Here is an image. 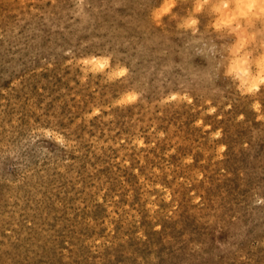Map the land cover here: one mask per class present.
I'll return each instance as SVG.
<instances>
[{
  "label": "rangeland",
  "instance_id": "rangeland-1",
  "mask_svg": "<svg viewBox=\"0 0 264 264\" xmlns=\"http://www.w3.org/2000/svg\"><path fill=\"white\" fill-rule=\"evenodd\" d=\"M191 8L0 0V264H264V90Z\"/></svg>",
  "mask_w": 264,
  "mask_h": 264
},
{
  "label": "clouds",
  "instance_id": "clouds-1",
  "mask_svg": "<svg viewBox=\"0 0 264 264\" xmlns=\"http://www.w3.org/2000/svg\"><path fill=\"white\" fill-rule=\"evenodd\" d=\"M191 3L192 23L207 12L215 48L213 66L203 79L217 74L244 97H257L264 90V0H184Z\"/></svg>",
  "mask_w": 264,
  "mask_h": 264
}]
</instances>
